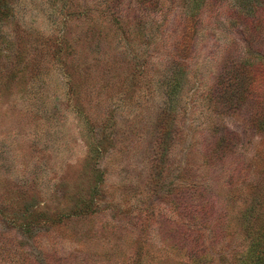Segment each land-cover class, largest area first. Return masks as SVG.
Masks as SVG:
<instances>
[{
    "label": "rangeland",
    "instance_id": "374dc122",
    "mask_svg": "<svg viewBox=\"0 0 264 264\" xmlns=\"http://www.w3.org/2000/svg\"><path fill=\"white\" fill-rule=\"evenodd\" d=\"M256 2H10L0 264L247 262L264 228V87L223 111L202 95L225 63L264 64V20L246 30ZM183 11L199 16L189 52L178 49ZM227 130L231 149L216 159Z\"/></svg>",
    "mask_w": 264,
    "mask_h": 264
},
{
    "label": "trees",
    "instance_id": "16d2710c",
    "mask_svg": "<svg viewBox=\"0 0 264 264\" xmlns=\"http://www.w3.org/2000/svg\"><path fill=\"white\" fill-rule=\"evenodd\" d=\"M12 0H0V26L4 23V19L7 17L10 9V2ZM257 4L260 3L261 8L256 9L253 8L247 13L249 20L246 24V30H249L250 33L253 32L257 27L260 26L259 22L263 21L264 18V0H256ZM182 17L185 23V29L182 31V38L178 44V49L180 52L190 51L192 47V41L196 36V32L198 29V14L196 12H186L183 11ZM178 68H183L185 64L182 62H176ZM264 64L261 61L257 62H239L231 60L224 64L221 67L220 71L217 73V76L214 80H211V87L207 94L202 95L204 97L203 102H210L213 106H215L219 110L224 109H236L240 106V104L244 103L248 99V95L251 90L253 91V87L256 85L264 87ZM171 87V84H170ZM176 87V86H175ZM174 87V88H175ZM264 89V88H263ZM168 111V110H167ZM163 112V116L165 120H163L161 126V134L163 136V142L167 144L165 141V137H170V118L174 115L172 112ZM168 121V122H167ZM263 121V120H261ZM259 123V122H258ZM257 123V124H258ZM261 123V122H260ZM234 134L230 133V131L223 132L222 137L214 143V147L212 151H210L212 157H216V159H220L226 154L227 151L231 149L232 136ZM224 140V142H223ZM226 149L224 153L219 154L217 151L221 149ZM218 153V154H217ZM164 157L163 153H159L157 160H162ZM210 159V157H208ZM252 218H255L252 216ZM248 231H250L254 225L251 222H248ZM259 230H256L252 235V240L249 245V250L245 255L247 257V262H238V264H264V228L260 227ZM252 245V246H251Z\"/></svg>",
    "mask_w": 264,
    "mask_h": 264
}]
</instances>
